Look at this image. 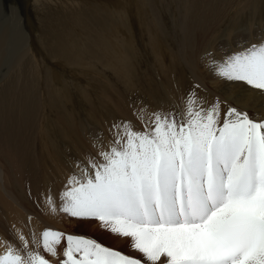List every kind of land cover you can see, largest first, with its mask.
Returning <instances> with one entry per match:
<instances>
[{
    "label": "snow or ice",
    "instance_id": "1",
    "mask_svg": "<svg viewBox=\"0 0 264 264\" xmlns=\"http://www.w3.org/2000/svg\"><path fill=\"white\" fill-rule=\"evenodd\" d=\"M229 81L264 91V41L211 64ZM193 92L186 111L154 113L144 131L114 125L102 163L70 176L62 211L96 219L144 260L81 235L46 229L40 244L60 264H264V119L220 102L205 108ZM48 203L56 211L51 196ZM14 247L0 264H52L40 251Z\"/></svg>",
    "mask_w": 264,
    "mask_h": 264
},
{
    "label": "rangeland",
    "instance_id": "2",
    "mask_svg": "<svg viewBox=\"0 0 264 264\" xmlns=\"http://www.w3.org/2000/svg\"><path fill=\"white\" fill-rule=\"evenodd\" d=\"M86 1H92V6L99 10L107 9L108 16V7L111 11L109 19L99 21L94 32L67 19L68 26L82 41L81 59L76 63L74 59L53 57L51 51L44 50L40 54L34 45H26L19 24L11 25V29L14 27L13 36L17 38L9 47L15 53L2 46L0 79L14 57L23 55V62L24 58H29L31 49L38 54L41 68L29 69L36 79L39 68L44 72L39 85L47 101L45 110L43 107L37 115L21 109L22 112H18L20 117L16 112L9 114L6 108L3 109L7 113L0 109V166L5 171L9 189L41 227L40 240L46 229L59 230L93 238L143 261V254L131 247L130 237L110 232L96 219L73 217L61 210L64 203L62 193L69 177L79 175L83 167L92 174L87 163L90 159L103 162L99 153L108 150L116 139L114 125L131 122L134 130L144 131L154 113H167L179 119L193 92L205 102L202 105L205 108L219 101L221 109V104L226 103V110L220 111L221 121L229 107L247 112L253 119L261 118L264 112L256 113L238 106L231 98L235 90H226L224 83L214 85L216 80L206 71L211 67V60L204 42L208 44L213 32H220L225 27V20L229 23L233 17L236 19L233 11L232 17L227 11L228 15H222L220 22L216 20L212 24L211 17L217 12L218 0H211L209 4L206 0H145L134 9H125L122 15L124 0ZM9 4L5 0L4 6L9 8ZM235 4L230 3L224 9H232ZM14 12L9 11L6 19L15 15L13 19L19 21L21 15ZM100 14L104 16V13ZM256 15L257 21L264 20V2ZM31 17L30 27L24 25V29L28 33L33 31L40 45L41 28L37 18ZM221 33L223 31L218 35ZM219 40L226 42L227 38ZM89 42L103 48L108 55L107 62L104 58H95ZM212 60L216 59L212 57ZM260 105L259 101L258 110ZM49 196L55 202V212L48 203ZM39 245L40 252L52 264H60L64 259L66 239L58 246L55 257ZM7 248L8 244L5 251Z\"/></svg>",
    "mask_w": 264,
    "mask_h": 264
},
{
    "label": "bare ground",
    "instance_id": "3",
    "mask_svg": "<svg viewBox=\"0 0 264 264\" xmlns=\"http://www.w3.org/2000/svg\"><path fill=\"white\" fill-rule=\"evenodd\" d=\"M6 1L10 2L9 8L4 6L5 0H0V24L4 21L0 28V33L2 35V37H0V52L3 51L4 46L10 48L9 45L11 46V43L13 44L15 38H17H14L13 36L14 27L11 29V25L14 24L17 26V22L19 24V30L21 32L23 31V35L25 36L26 45L29 43L31 46L34 45L40 54L44 52V50H47L48 52H52L53 57L59 56L64 57L65 59H74V63L81 59L79 51L81 50L80 46L82 41L78 39L77 32H74L72 27L68 26L67 19L73 23L83 26L85 25L84 27H86V29L90 32H94L97 30V23L99 21L109 19L111 11L110 7H108V16L107 9L103 8L99 10L98 8H94V6H92V1L88 2L86 0ZM144 1L145 0H124L123 3L126 4H123L121 15L125 9H134L137 6L142 5ZM210 2L211 0H206V4H209ZM218 2L217 12L211 17L212 24H214V21L216 20L220 22L222 15H226L227 11H229V17L234 16L233 13H235L236 19L233 17L232 19L234 20H232V22L230 20V24L225 20V22H223L225 27L220 31H223V33L218 35L220 32L217 30V32H213V38H211V41L209 40L208 44L204 42L207 45V50L210 51V54L208 53L207 55L210 56L209 59L211 60V64L213 61L212 57L217 61H220L222 60L221 58L224 59L235 52L251 46L252 44H258L261 41H264V20H256L258 17L256 13L264 0H218ZM230 3L237 4H235L232 9H224V6H227ZM12 10H15L21 15V18H19L20 22L13 19V16L15 17V15L12 16L13 20L10 18L11 16H8L6 19L5 15H8L9 11ZM231 11H233V13ZM100 13H104V16H101ZM32 15L37 18V23L41 28L42 35L39 38L40 45L36 35L33 34V31L28 33V30L26 31L24 29V25H27L28 28L30 27L28 25L31 21ZM102 29L104 28L102 27ZM209 29L207 31H209ZM224 37L227 38L226 42L219 40ZM87 44L91 45L92 53L96 54L95 58H104L107 62L108 55L104 52L101 46H95L92 42ZM10 50L12 53H15L14 49L10 48ZM215 52L219 53L216 54ZM29 54V58H24L26 61L23 59V62L21 61L23 55L17 56L16 59H14V57L9 63V66L6 67L3 79H0V96L7 92L6 96L3 99H0V109L6 108L9 114L16 112V114L19 115V113L22 112L21 109H28L29 111L27 110V112H30L32 115L34 113L37 115L39 110L40 112L43 111V107L45 110L44 103L47 101V96L43 92L42 86L39 85L44 79V72L40 69L41 62L38 58V54L33 53L31 49L29 50ZM206 65H208V63ZM34 66L40 67L37 72L39 81L32 76L29 69H33ZM206 71H209L210 75L216 80L214 85H217V83H224V88L226 90H235V95H232L231 98L238 106L243 107L245 110H254L256 113L264 112V91L249 86L246 82L229 81L224 79L216 74V71L212 66L210 68L207 67ZM229 92L230 91H228V93ZM259 101L261 102V105L258 110ZM4 109L2 111H4ZM5 113H7V111ZM259 119H264V114ZM14 120L15 119H13V121ZM40 231L41 227L37 220L32 217V214L25 209L20 200L15 197L14 193L9 189L5 171L0 166V254L6 252V244H8V247H14L17 250L24 252V242L19 239L21 236L27 241V250L40 251Z\"/></svg>",
    "mask_w": 264,
    "mask_h": 264
}]
</instances>
